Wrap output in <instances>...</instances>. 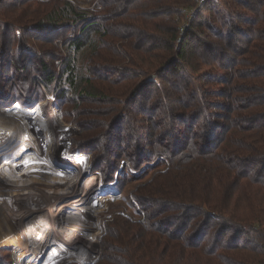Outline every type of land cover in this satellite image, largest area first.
Returning a JSON list of instances; mask_svg holds the SVG:
<instances>
[{"label": "trees", "instance_id": "obj_1", "mask_svg": "<svg viewBox=\"0 0 264 264\" xmlns=\"http://www.w3.org/2000/svg\"><path fill=\"white\" fill-rule=\"evenodd\" d=\"M66 87L68 153L106 183L167 163L133 192L143 219L105 222L97 264H264V0H0L1 105Z\"/></svg>", "mask_w": 264, "mask_h": 264}, {"label": "rangeland", "instance_id": "obj_2", "mask_svg": "<svg viewBox=\"0 0 264 264\" xmlns=\"http://www.w3.org/2000/svg\"><path fill=\"white\" fill-rule=\"evenodd\" d=\"M48 1L50 0H45L43 2ZM93 10L94 9L92 8V11ZM181 24L185 25L188 24V22L186 20H183ZM7 99L8 96L1 98L0 100L6 101ZM1 104L2 103L0 102V130L7 134L4 135V139L0 141V170L2 172L8 173V165L12 166L15 161L21 162L22 156L27 155L26 153H29V149L25 146L19 147L22 142L30 141L34 143L38 139L36 137L30 139L28 135V127L21 120L16 118L19 117V114H17V116L15 117L11 116V114H13L12 112L16 113L20 111L23 113L32 114L33 110L36 111V109H40V112H42L46 117L54 120L57 123L55 129H53L51 135H49V142H51L49 154L51 160L56 165L55 167H59L65 171L73 172V177L81 185L88 187L86 191H82L81 194L84 196V198H88V200L92 199V204H90V206L88 205L89 207L85 209V217L82 216V212H80V210L74 209V206V208L69 207V203L68 205L64 203L53 205L51 210L49 211V214L50 218L52 219L51 227H55V229L47 231H50L51 233L56 231V234L51 237L49 243L46 245V248L48 247L49 250L53 251L52 258H55L59 255L58 253H56V249L59 248V244L62 243L61 238L64 237L63 235L68 229L67 227H70L69 224H67L65 221L67 215L72 219L75 218L77 221L84 220L81 241L78 244L79 248L74 253L72 252L70 256L58 257L57 264H97L101 257L102 237L104 236L105 222L109 219L114 218L116 215H123L133 220L143 219V214L133 199V192L139 185L151 181L158 172L165 170L167 168L166 161L159 159L153 164H150L144 168L142 167V170L133 169L131 166L126 164L122 167V170L117 175H115L116 180H112L106 183L101 172H94V170L90 167L89 155H82L81 157L75 156L73 154L70 155V153H68V149L71 147V138L78 133V129L73 123V115L77 103L71 96L67 87L59 92H56L55 89H53L52 93H46V99L38 103L37 106H35L33 109H30L28 107H21L18 103H15L13 105ZM62 104L64 106V116L66 117L68 122H66L62 111L58 107ZM10 152L14 153L10 156ZM32 157L34 162H36V168L43 169L45 164L37 162L39 156L32 152ZM30 169H32V164L31 162H27L20 167V173H10L7 174V176L9 178H17L19 175L27 173ZM52 173L57 174L54 171ZM26 176H22L21 178L24 179L26 178ZM0 180H4L5 182L9 181V179L5 177ZM116 194H125L126 196H128L136 207V212L127 211L123 207L118 205L116 201L118 197L116 196ZM44 205L45 204L43 199L40 202H36V204H34L33 206V212L40 211ZM69 208H71L72 211H76L73 213L65 212L64 214H61L62 211L68 210ZM57 225H60L61 227L57 228ZM92 229L94 231H92L94 238L90 235V231ZM44 237L45 235L39 240L44 239ZM91 245L94 246L93 251L90 248ZM24 247L25 246L22 237L17 230L11 213L8 211V209L1 205V252L4 254H10L13 260V264H38V261L35 260L36 258L31 259L28 256L31 255L30 253L25 254L23 251L21 252L24 253L22 255L23 257L21 256L19 252L21 248ZM38 251L39 250L37 249L36 252ZM80 251L82 253L80 255H77V253ZM90 252H92V255L90 258H87V255ZM42 263L49 264V260H44Z\"/></svg>", "mask_w": 264, "mask_h": 264}, {"label": "bare ground", "instance_id": "obj_3", "mask_svg": "<svg viewBox=\"0 0 264 264\" xmlns=\"http://www.w3.org/2000/svg\"><path fill=\"white\" fill-rule=\"evenodd\" d=\"M12 113L11 116L14 117L19 114V117L16 118L21 120L28 127L30 139L35 137L38 139L34 143L30 141L22 142L19 147L25 146L29 149V153L22 156L21 162L15 161L12 166L8 165V173L0 170V179L4 177L9 179L7 182L0 180V206H4L11 213L17 230L22 237L25 247L21 248L20 252L18 251L21 256L24 253H30L31 255L28 256L31 259L36 258L35 260L38 261V264H43L42 262L44 260H49V264H57L58 257L70 256L72 252L74 253L79 248L78 244L81 241L84 220L77 221L75 218L72 219L67 215L65 221L70 227H67L68 229L63 235L64 237L61 236L62 243L59 244V248L56 249V253L59 255L52 258L53 251L49 250L48 247L46 248V245L49 243L51 237L56 234V231L52 233L47 231L55 229V227H51L52 219L50 218L49 211L55 204L64 203L68 205L69 203V207H75L74 209L80 210L82 216L85 217V209L92 204V199L88 200V198H84L81 194V192H85L88 187L81 185L73 177V172L55 167L56 165L51 160L49 154L51 146L49 135H51L57 123L46 117L40 112V109H36V111L33 110L32 114L20 111ZM4 135L7 134L0 130V141L4 139ZM32 152L39 156L38 163L45 164L43 169L36 168V162L33 160ZM13 153L14 152H10L9 155L11 156ZM27 162H31L32 164V169L27 172L28 174H21L17 178H9L7 176V174L10 173H20V167ZM53 171L57 174H53ZM22 176H26V178L23 177L25 180L21 178ZM42 199L45 204L43 208L38 212H33L34 204L38 201H42ZM71 208L62 211L61 214L65 212L73 213L76 211H72ZM60 227V225H57V228ZM44 235V239L39 240ZM37 249L39 250L38 252H36ZM23 251L24 253H21Z\"/></svg>", "mask_w": 264, "mask_h": 264}, {"label": "built area", "instance_id": "obj_4", "mask_svg": "<svg viewBox=\"0 0 264 264\" xmlns=\"http://www.w3.org/2000/svg\"><path fill=\"white\" fill-rule=\"evenodd\" d=\"M42 2L45 0H41ZM201 2H203V0H201ZM99 8V7H98ZM92 10V9H91ZM91 12V11H90ZM88 18L91 20L94 18V16L92 15V13H88Z\"/></svg>", "mask_w": 264, "mask_h": 264}, {"label": "water", "instance_id": "obj_5", "mask_svg": "<svg viewBox=\"0 0 264 264\" xmlns=\"http://www.w3.org/2000/svg\"><path fill=\"white\" fill-rule=\"evenodd\" d=\"M78 132V131H77Z\"/></svg>", "mask_w": 264, "mask_h": 264}]
</instances>
